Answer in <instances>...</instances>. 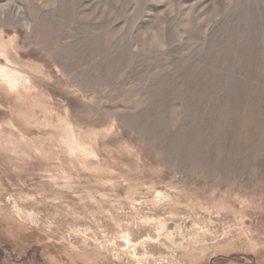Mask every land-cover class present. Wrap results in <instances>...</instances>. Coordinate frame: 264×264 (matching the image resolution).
<instances>
[{"label":"rangeland","instance_id":"374dc122","mask_svg":"<svg viewBox=\"0 0 264 264\" xmlns=\"http://www.w3.org/2000/svg\"><path fill=\"white\" fill-rule=\"evenodd\" d=\"M0 65V264H264V0H0Z\"/></svg>","mask_w":264,"mask_h":264},{"label":"bare ground","instance_id":"6f19581e","mask_svg":"<svg viewBox=\"0 0 264 264\" xmlns=\"http://www.w3.org/2000/svg\"><path fill=\"white\" fill-rule=\"evenodd\" d=\"M21 80H22V75L17 70L9 71V69L6 66L0 65V87L11 91H16L18 89ZM5 142L9 144L8 146L13 153H17L19 155H27L30 153H35L37 156L45 159V161L47 162L44 163L45 167L42 169L45 172L43 177L48 179L54 185H59V186L64 185L68 187H72V186L74 187V185L76 184V180L74 179L75 177L73 176H70L67 179H63L55 175L54 171L52 173L48 165V163L50 162L75 161L80 163L83 169L96 168V166L99 163L93 160V157L96 156V152L93 148L89 146H80L78 144L60 146L52 142L46 143L43 141L32 142L30 144H27V143H23L20 139L9 135L5 137ZM60 169H63V171H65L64 167H61ZM159 212L160 210L158 209H152L151 211H149L148 214H146V216L143 217L144 218L143 224H146L149 218L150 219L152 218L155 219L154 220L155 227L158 228L161 224V221L164 220L163 217L156 219L157 217H159ZM144 234H148V230L146 228L133 227V235L128 236L126 234L127 236L124 239V241L125 243H128L129 241L134 240L133 238L134 236H141ZM171 249L172 246H170L167 241H164V243H162L161 245L160 244L158 245L157 243L150 244L148 248L136 246L133 250L131 260L132 262L134 261V263L136 262L137 264H150V260L152 259L150 256L152 252L155 250L158 251L159 254L161 253L159 256L162 257V261L164 263L169 264L170 263V259H169L170 257H168L169 255L167 256L165 254H162V251L164 250L167 251L166 253H168Z\"/></svg>","mask_w":264,"mask_h":264}]
</instances>
